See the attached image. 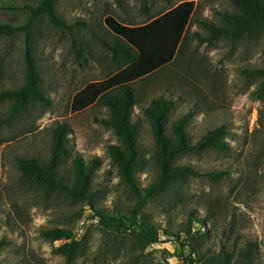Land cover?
<instances>
[{
	"label": "rangeland",
	"instance_id": "1",
	"mask_svg": "<svg viewBox=\"0 0 264 264\" xmlns=\"http://www.w3.org/2000/svg\"><path fill=\"white\" fill-rule=\"evenodd\" d=\"M5 1L18 8L0 5V21L22 24L29 12L19 7L39 0ZM182 1L148 0L146 12L142 0H59L57 10L66 21L83 23L73 33L45 17L34 22V56L50 101L30 105L0 126V264H68L64 256L52 251L65 240L52 242L42 233L55 227L72 228L79 239L85 235L80 255L72 264H190L186 260L189 248L171 233L182 232L185 238L183 230L191 210L196 219H206L205 234L198 236L199 251L217 252L223 245L239 249L253 241L257 245L255 264H264V99L252 95L259 80L245 73V69L264 66V28L237 41L220 38L214 44L201 43L193 35L195 31L205 33L197 17L220 24L218 11H236L230 0H193L195 11L180 52L165 66L131 83L136 98L132 119L139 123L141 170L137 177L141 187L156 175L155 140L143 107L159 96L175 102L168 117L169 130L176 119L192 113L188 130L193 142L221 125L228 130L227 151L185 154L178 163H189L202 172L229 173L219 181L192 177L183 187L149 202L143 216L158 227L160 241L144 250L130 233L100 223L97 216L99 211L126 221L134 199L108 152L109 145L120 143L112 128L100 121L110 116L109 109L97 101L74 112L72 98L88 83L116 71L112 54L101 41L112 42L114 37L106 26L107 16L140 25ZM25 49L24 32L0 37V92L24 83ZM10 106V101L0 102V120L7 118ZM60 123L70 126L69 153L59 167V175L68 184L73 180L75 156L100 161L92 181L93 206L61 193L46 196L23 178L17 166V157L47 161L53 128Z\"/></svg>",
	"mask_w": 264,
	"mask_h": 264
},
{
	"label": "trees",
	"instance_id": "2",
	"mask_svg": "<svg viewBox=\"0 0 264 264\" xmlns=\"http://www.w3.org/2000/svg\"><path fill=\"white\" fill-rule=\"evenodd\" d=\"M59 0H39L37 4H25L19 8L26 9L29 14L24 23L0 21V37L12 36L18 32L25 33V79L18 88H5L0 92V102L10 101L11 106L7 118L0 120V126L9 123L30 105L49 103L43 90L44 79L34 56L32 26L40 18H47L52 24L73 33L76 26L83 23L66 21L57 10ZM236 11H218L222 23L217 24L207 17H197L205 33L195 31L194 38L201 43L214 44L225 38L237 41L264 28V0H230ZM121 0H119V3ZM1 6L18 8L8 1L0 0ZM142 8L148 12V0H142ZM195 11L193 0H185L172 6L160 15L150 18L140 25H127L113 16H107L105 23L113 34V41L102 39L103 45L112 54L116 71L109 77L88 83L78 90L72 98L71 109L81 111L95 102H99L110 111L108 118L101 119L104 126L112 128L120 143L108 146L112 161L116 164L121 182L129 189L134 203L123 217H115L97 211L100 223L106 226L123 229L142 250L160 241L158 227L143 216L147 204L181 188L192 177L207 176L219 181L228 171H199L189 163H178L185 154H201L209 150L227 151L229 144L225 140L228 130L225 125L208 130L196 142H193L188 130L192 113L188 112L176 119L168 129V117L175 107L171 98L159 96L153 98L143 107V114L152 127L155 140L153 160L156 175L146 186L141 187L137 174L141 170V152L138 143L139 123L132 119L136 98L131 83L157 69L165 66L180 52L186 40V28ZM77 45V42L75 43ZM78 57L81 52L77 50ZM246 75L259 80L252 91L256 99H264V66L245 69ZM70 126L60 123L53 128L51 155L47 161L33 156L17 157V166L23 178L36 185L46 196L65 194L75 200H81L93 206L94 193L92 181L100 166L97 158L85 160L81 155L72 160L73 180L68 184L59 175L62 158L69 153L67 148ZM199 228L195 229V224ZM206 219H196L193 210L189 212L186 226L181 233H171L180 244L189 249L186 260L190 264H255L257 245L247 241L242 248L228 249L223 245L219 251L201 252L198 245L204 236ZM45 238L65 242L54 246V253L64 256L68 264L76 261L84 245V237L78 238L77 231L72 228L55 227L43 229ZM197 244V245H196ZM185 254L184 248L182 250Z\"/></svg>",
	"mask_w": 264,
	"mask_h": 264
},
{
	"label": "crops",
	"instance_id": "3",
	"mask_svg": "<svg viewBox=\"0 0 264 264\" xmlns=\"http://www.w3.org/2000/svg\"><path fill=\"white\" fill-rule=\"evenodd\" d=\"M1 156H2V148H1V143H0V167H1Z\"/></svg>",
	"mask_w": 264,
	"mask_h": 264
},
{
	"label": "built area",
	"instance_id": "4",
	"mask_svg": "<svg viewBox=\"0 0 264 264\" xmlns=\"http://www.w3.org/2000/svg\"><path fill=\"white\" fill-rule=\"evenodd\" d=\"M58 241V240H57Z\"/></svg>",
	"mask_w": 264,
	"mask_h": 264
}]
</instances>
